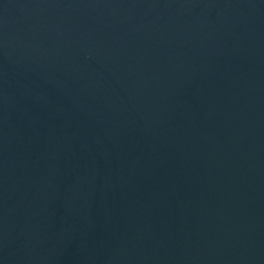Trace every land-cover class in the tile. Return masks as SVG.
<instances>
[{
  "label": "water",
  "instance_id": "water-1",
  "mask_svg": "<svg viewBox=\"0 0 264 264\" xmlns=\"http://www.w3.org/2000/svg\"><path fill=\"white\" fill-rule=\"evenodd\" d=\"M0 264H264V0H0Z\"/></svg>",
  "mask_w": 264,
  "mask_h": 264
}]
</instances>
